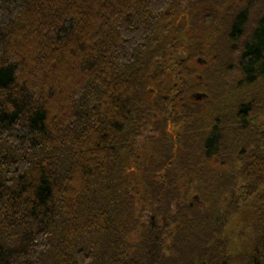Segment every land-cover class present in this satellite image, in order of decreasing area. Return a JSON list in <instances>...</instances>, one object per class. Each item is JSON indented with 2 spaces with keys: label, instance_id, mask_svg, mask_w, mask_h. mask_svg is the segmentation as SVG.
Segmentation results:
<instances>
[{
  "label": "trees",
  "instance_id": "16d2710c",
  "mask_svg": "<svg viewBox=\"0 0 264 264\" xmlns=\"http://www.w3.org/2000/svg\"><path fill=\"white\" fill-rule=\"evenodd\" d=\"M205 1L0 0V264H264V8Z\"/></svg>",
  "mask_w": 264,
  "mask_h": 264
},
{
  "label": "rangeland",
  "instance_id": "374dc122",
  "mask_svg": "<svg viewBox=\"0 0 264 264\" xmlns=\"http://www.w3.org/2000/svg\"><path fill=\"white\" fill-rule=\"evenodd\" d=\"M194 1H196V0H194ZM223 2H224V0H222V3ZM205 3H210V2H209V0H206ZM249 3H251L252 6H253L252 9H251V12H250L251 16H253L254 11L257 12L258 10H261V9L264 8V0H225V3L222 4L221 7H218V10H219L218 13H225L229 9V6L231 8H237V7L238 8H243L245 6H248ZM206 5H207L206 9H208L209 8L208 7L209 4H206ZM201 7H202V5L201 6L199 5L197 7V9H196L197 11L191 13L190 19L187 16V14H186V17H183L184 14L182 12L176 18L177 24L180 23V24L185 25V21L187 20L188 24L190 23V25L186 24V28H184V31L181 33L180 37H178L179 41H177V42L178 43L181 42V44L176 45V48H174V50L176 49L177 50L176 52H180V50H181L180 46L181 45H186L185 44V39L186 40L190 39L189 42H193L194 49H193L192 53H195V47H197L198 41H201L202 44L205 47L204 55L193 57V59L188 64L191 69H194L193 74L188 79V80H191L192 82H197L196 81L197 78L202 79L200 77L201 74H203L205 76H208L209 74H212V73L215 74L217 69L219 68V65H220V64H218L219 63L218 60H219V52L220 51L214 47L215 40L217 38V34L214 33V36H211V33H210L211 25L209 23H207V22H206V24H202L203 20H201V18L199 20H197V18H198V16H197L198 10L201 9ZM201 36H202V40L200 39ZM192 39H194V41H192ZM195 44H196V46H195ZM183 50H185V49H183ZM178 54L174 55L171 58V64L172 65H173V63L175 61H177V59H178L177 55ZM181 56H180L181 58H184V56H186V54H183V55L181 54ZM202 60H205L206 62L203 63ZM168 78L169 77H166V79H168ZM206 78L208 79V77H206ZM155 83L153 85H155ZM203 83H204V81H203ZM152 88L154 90L153 86H152ZM148 90H151V87H148ZM197 93H199L198 90L191 91L190 93L186 94L185 100L186 101L188 100V101H193V102H199V103L205 102L203 100H194V99L190 100L191 96L195 95ZM204 106H206V105H204ZM259 119H261V118H259ZM151 127L152 126H148L147 129L145 130L144 138L145 137H147V138L149 137L150 138V136H151V130H150ZM146 143L147 142L144 141V144H146ZM141 144H143V142H141ZM132 170L133 169L128 170L129 172H127V173L129 174V176H132L131 173H134L137 176L138 172H136V170L135 171H132Z\"/></svg>",
  "mask_w": 264,
  "mask_h": 264
},
{
  "label": "flooded vegetation",
  "instance_id": "af4514ba",
  "mask_svg": "<svg viewBox=\"0 0 264 264\" xmlns=\"http://www.w3.org/2000/svg\"><path fill=\"white\" fill-rule=\"evenodd\" d=\"M202 62L204 63L206 61L205 60H202ZM206 97H207V95L205 93L200 92V93H197L195 95H192L190 99L191 100L192 99H194V100H204ZM150 130H151V132H153L152 127H151ZM168 131H169V127H168ZM194 200L197 202V199L196 198H194Z\"/></svg>",
  "mask_w": 264,
  "mask_h": 264
}]
</instances>
